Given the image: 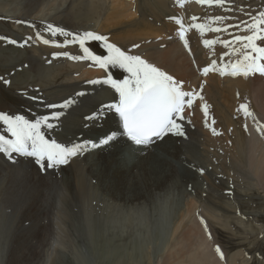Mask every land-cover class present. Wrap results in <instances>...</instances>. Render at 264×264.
<instances>
[{
  "label": "rangeland",
  "instance_id": "374dc122",
  "mask_svg": "<svg viewBox=\"0 0 264 264\" xmlns=\"http://www.w3.org/2000/svg\"><path fill=\"white\" fill-rule=\"evenodd\" d=\"M64 1H44L38 9V17L32 18L31 7L27 11L23 0H0V16H10L8 20L0 19V38L15 39L16 36L19 37L20 34L25 33L28 28L25 27L27 20L24 17L38 24L31 23L32 32L43 30V33L50 36L53 35L47 30L49 23L62 26L68 31H75L72 24H76L79 28V34L90 31L88 29L91 27L88 25L91 23H87V27H84L79 18L78 21L72 23L68 15L59 16L55 14L59 6L66 5ZM191 3L196 4L198 2L190 1V5L179 3L170 7L176 16L188 23H186L188 30H191L189 26L196 22L192 21L190 15L187 16L190 17L188 22L187 19L182 18V14L190 11ZM14 4L23 6L25 15L22 17L18 15L20 18H11L16 17L8 13ZM210 8V11H213V17L222 14L226 17L227 24H238L239 22L242 24L243 30L236 27L231 33L232 38L236 33H241L240 35L249 34L245 31L242 22L251 24L252 17L258 15L260 11H264V0H255V2L254 0H224L222 7L216 4ZM221 8L226 9L225 12L222 13ZM191 9L193 10V8ZM231 16L235 20L231 19ZM57 17L67 20V23L62 25L51 22V19H57ZM102 17L99 15L93 20L100 21ZM40 20H45V22L40 23ZM16 21H19L18 26H16ZM94 29L96 28L92 30ZM45 34L42 38H49ZM98 34L105 36L102 31H98ZM28 35L32 40H35L31 34ZM35 35L34 32L33 36ZM169 36L167 39L172 42L167 47L176 44L174 39L181 46L182 40L179 35ZM61 37V34L56 35L57 40L63 39ZM195 39L197 40L196 37ZM119 40L126 43L131 42L123 38H119ZM162 41L160 38H148L145 41L137 42L135 45L138 47L135 48L141 47V52H153L147 50V46L151 48L153 45L156 49L153 46L154 49H151L160 50L159 46L164 44ZM58 42L55 43L58 44ZM3 44L5 42L2 39L0 42L1 55H10L12 51L8 48L4 49ZM85 46L88 47V41H86ZM89 48H95L97 54H107L102 41L92 40V45H89ZM206 48L208 49L202 48L203 51L200 53L202 58L205 60L212 59L215 48L214 50L213 47L206 46ZM60 51L65 52L66 48L64 51L60 48ZM69 53L74 56L83 55L79 44ZM27 54L28 51H24L19 59H12L13 61H9V63L0 60V77L2 78V81L0 80V112L13 113L18 112L20 108L28 107L26 105L28 99L24 94L36 83L21 84L10 80L3 85V79L7 80V74L15 69L17 63L24 62L25 59L23 58H26ZM87 62L88 60L63 59L61 61L63 66L69 65L75 67L76 70L70 69L72 72L70 73L68 69L58 64L61 69H57L50 85L65 79H83L87 77V73L93 71L99 72L90 77V80L93 81L101 76H106L109 71H114L117 79H122L123 76L127 75L122 69L105 70L95 64H87ZM66 72H69L67 73L69 76L65 74ZM196 73L198 75L194 77V81L200 78V73ZM174 76L178 78L177 75ZM56 77L58 79H55ZM261 77L262 79H255L253 76L248 81L249 85H252L249 87L248 97H251L249 99L256 108L260 109L259 112L263 115L261 123L257 122L255 116L246 120L248 127L253 128L251 144L252 142L255 143L256 149H259L255 150V160L259 159L261 153L264 152V133L257 130L258 125H264V89L261 87L262 85L257 88L261 87L259 90L255 88L258 86V81V84H263L264 75ZM217 85L226 86L222 76L217 78ZM196 92L200 94L201 89H197ZM197 97L194 98L193 105L185 107L182 114V126L183 123L189 122L192 130L198 131L203 137L202 128L207 126L209 115L207 113L208 118L202 119L199 124L194 120V113L199 112L204 105L202 102L204 99L201 100ZM29 103L31 104V102ZM36 110H40V108ZM0 134H7L3 123H0ZM200 135L194 134L193 138L188 139L189 142L193 143V146L186 145L188 147L182 146L179 149V146L174 144L172 149L165 151L164 158L167 162L173 164L180 171L183 168H188L193 173L189 177L185 173L183 176L177 173L176 177H173L170 174L171 169L167 167L170 171L166 172L170 178V186L168 185L169 180L165 182V177L152 180V177L146 176L141 179L143 184L139 183L141 181L139 178L132 179L126 185L121 184L119 180L113 182L115 175L112 176L105 167L100 171L102 177L99 173V169L103 165H107L103 160V155L97 152L94 156L90 154L92 155L90 158L93 157L92 164L87 169L89 172H85L88 174L84 180L89 187H87V193L80 202V207L83 210L80 217L76 218L79 220L74 221L75 224L70 218L58 217L48 211L44 212L31 206L29 199L32 196L9 207L1 205L0 227L7 228V232L1 235L0 243L2 242L3 246L0 245V260L3 264H19V262L20 264H264V179H259L252 172L249 176L250 180L247 182L239 171H235V181L228 180V177L223 176L222 172L225 163L231 164L230 155L227 156L226 160L224 155H216L207 149L208 144L203 143ZM133 148L137 150L139 146L133 145ZM22 157L24 156H16L12 161L6 159L11 166H20L19 158ZM130 159H133L132 155H128L126 158L128 161ZM94 172H96L95 175ZM132 184H136V186L132 187ZM42 185L43 180L40 178L35 183V187L40 188ZM142 190L145 195L146 193L148 195L145 196ZM206 208L218 212L220 210V213L223 212L224 215L218 218L208 216ZM52 212L55 213L56 210ZM12 228L14 230L9 235V230ZM217 246H219L222 256L216 251Z\"/></svg>",
  "mask_w": 264,
  "mask_h": 264
},
{
  "label": "bare ground",
  "instance_id": "6f19581e",
  "mask_svg": "<svg viewBox=\"0 0 264 264\" xmlns=\"http://www.w3.org/2000/svg\"><path fill=\"white\" fill-rule=\"evenodd\" d=\"M26 1L27 3H25ZM44 1L47 0H23L27 11L31 7L30 14L32 15V18L38 17V9ZM188 1L198 2V0H183L182 3L189 4ZM179 3L178 0H65L64 4L66 5L63 6L62 4L59 6L55 11V14H58L59 16L65 14L68 15V18H71L72 23H75L80 19V23L84 27H87V23H91V25H88L91 29L88 30L91 31L93 28H96L97 30L94 29L92 32L97 34L98 31H102L110 43L116 44L124 51L130 49L127 51L129 54L139 55L149 63L168 72L170 75H177V80H183L182 82L185 91L196 92L197 89H201L200 86L202 84L203 88L201 89L200 96L204 99L202 101L203 104L208 105L209 115L207 126L202 128L203 137L198 131L192 130L189 122L183 123V131L185 133L183 136L168 134L162 141L158 140L149 146H139V149L137 150L133 148V145L135 144L132 141L125 136L118 135L117 139L109 145L100 146L95 149L90 148L83 154L74 157L68 165H62L55 169L50 168L47 169V171H43L39 166L35 165L34 158H19L20 166H11L10 163L7 162V157L0 154V206L3 205L9 207L16 202L27 200L29 196H32V198L29 199L31 206L44 212L48 211L58 217L70 218L74 223V221L79 220L76 218H79L82 213L83 208L80 207V202L85 193H87V187H89L84 180L87 178L88 174H85V172H89L87 169L90 168V165L92 164L91 160L93 157L90 158V156H94L96 152L103 155V160L107 165H103L99 169V173L105 167L111 172L112 176L115 175L113 182L119 180L121 184L126 185L134 178H139L140 181L146 176L152 177V180H159L160 178L165 177L166 182V180L168 181L170 179L168 173H166L170 172L168 168L171 169L170 174L173 177H176L177 173H180L182 176L185 173L188 177L193 174L188 168H183L182 171L175 168L173 164L166 161L164 153L166 150L168 151L172 149L174 144L179 146V149L182 148V146L188 147L186 145L193 146V143L189 142L188 139L193 138L194 134L200 135L203 143L208 144L207 149L213 151L216 155H224L225 160L227 159V156L230 155L229 160L231 161V164L225 163L222 172L223 176L228 177V180L235 181V171H239L247 182H249V176L252 172H254L259 179H264V152L261 153L259 159H254L255 150L259 149H256L255 143L252 142L251 144L253 128H249L246 123V120H250L252 116H255L258 123L262 122L263 115L259 112L260 109L256 108L250 100L251 97L249 96L250 99L248 97L250 91L249 87L252 86L249 85L248 81L252 79L253 76H255V79H262L261 76L263 75L255 73L251 74L252 77L249 78L242 75H221L219 71H209L208 74L202 72V69L210 65L212 60H216L217 66L220 67L229 61L235 62L239 58V54L232 52V49L225 47L221 43H216L211 46L213 47V50L215 48L213 58L205 60L200 54L203 51L202 48L208 49L203 45V40L218 39L231 41L234 38H231L232 31L236 29V27L242 29V24L240 22L238 24H227V20H224L223 24L216 22L213 23V27H221L222 29L227 28V31L222 30L219 33L206 31L202 35L199 30L191 27V30H187L185 33L190 50L189 47L185 46L183 40L181 41V46H179L176 39H174V43L177 45L172 44L174 46L171 45L167 47L168 44L172 42L167 39L170 37L169 35H171V37L177 36L180 29V25L175 22V19L170 18H179L184 27L188 28V23L176 16V14L170 9L171 6L173 7ZM236 3L238 4V1ZM191 4L192 5L189 6L190 11L182 14L183 19H190V17H187L190 15L191 19L193 17L197 18L195 21L192 20L193 22L205 23L209 18L213 17V11H210V6L213 8L216 4L209 5L201 4L199 2ZM25 8L14 4L10 7L8 13L16 16L11 18H17L18 15L22 17L25 15ZM191 8H193V10ZM224 10L226 9H220L222 13L225 12ZM215 12L218 13L217 11ZM99 15L103 16L100 18L101 20L94 21L93 18ZM220 16L223 15L220 14ZM8 18H10V16H0V19L3 20H8ZM24 18L27 20L25 22V27L28 28L25 33H19L21 36H16L15 39L0 38V42H2V39L5 42L2 47L4 49L8 48L12 51L10 55L6 56H2L0 51V60L5 63L13 61L12 59H19L24 51H28L27 57L23 58L25 59L24 62L17 63L15 69L7 74V80L3 79V81L9 82L10 80H14L21 84L27 82L36 84L35 86L32 85L24 94L28 99L26 105H28L29 108H20L18 112L8 114H19L24 115L28 119H34L40 116H48L51 118L53 113L62 112L63 114L58 120L50 119V122L54 125L52 129L44 127L42 130L44 131L46 138L55 139L57 142L66 145L85 140L98 141L97 139L106 133L117 131L118 116L114 112H108L103 120L93 121L86 119V117L97 111L102 104H108L118 100V94H116L114 89H111L110 86L101 83H91L93 80H90V77L99 72L93 71L87 73V77L83 79H65L59 81V83L50 85L54 80L53 77L57 72V69L59 70L63 67L68 69L69 72L70 69L76 70L75 67L65 64L68 66L66 67L61 63L63 59L68 60L72 58L69 56L65 57L64 55H55L57 53H69L78 44L71 42L65 43L66 40H72V34L80 33L76 24H72L75 31H68L62 26L51 24L54 27L62 28L65 32L69 33L67 36L61 35V38L63 39L57 40L56 35H47L43 33V30L32 32V24H38L31 22V19L29 18ZM231 19L235 20L233 16H231ZM43 21L45 22V20H40L39 22L41 23ZM51 22L65 25L67 20L59 19L57 17V19H51ZM17 23H19V21H16V26H18ZM34 32L36 33L35 36H33ZM37 33L40 35L38 36ZM28 34H31L35 40H32ZM44 34L49 36V38H46L53 42L45 44L43 39H41ZM237 34L240 35L241 33H236V35ZM119 38L131 42L126 43L119 40ZM148 38H160L163 40L162 42L164 44L159 46V48H161L160 50H153L155 48L153 45L154 48L151 46L153 49H151L150 46H147V50H152L153 52H141V47L139 49L133 47L137 42L145 41ZM11 41H15V43H12ZM55 42H58V44ZM257 43L260 44V46H264V42L257 41ZM89 45H92V40L88 41V48ZM234 47H240V45L237 44ZM60 48L63 51L64 48H66V51L62 52L60 51ZM95 48L89 49L97 54ZM224 53H229V55H223ZM58 64L61 67L58 66ZM87 64L93 65L94 63H89L88 60ZM69 72H66L65 74ZM196 72L200 73V78L197 81H194V77L198 75ZM111 74L115 78L114 71L111 72ZM220 76L225 80L226 86L224 87L217 85V78ZM104 77L105 75L98 79L102 80ZM55 79H58V77ZM0 80L2 81L1 77ZM258 82V86L253 87L257 89L259 85H262L261 87L264 89V82L263 84H258ZM4 84L7 83L3 82V85ZM197 98H199V96ZM65 100H73L74 102L67 108H61L60 106ZM29 102H31V104ZM243 103H247L252 112V115L248 118L243 114V110H239V106ZM49 105H55V107H49ZM37 108H40V110H36ZM202 109L199 112L194 113V120L198 124L202 119L208 118V115L206 116ZM178 122L182 124L183 120L178 118ZM213 128L215 129V133L212 130ZM128 155H132L133 159H130L129 161L126 160ZM95 174L96 172H94V175ZM40 178L43 180V185L42 187L37 188L35 187V183L39 181ZM139 183L143 184L142 180ZM145 183L147 184V181H145ZM169 183L170 180L168 181V185ZM133 186H136V184H132V187ZM143 194L145 195L144 191ZM147 195L148 193H146L145 196ZM53 210H56V212L53 213ZM206 213L208 216L216 218L224 215L222 214L223 212L220 213V210L218 212L209 208H206ZM150 224L152 225V223ZM12 230L14 229L12 228L9 230V235L10 233L12 234ZM6 232L7 228L0 227V239L2 233ZM2 244L3 243L1 242L0 245ZM0 264H3L2 260H0Z\"/></svg>",
  "mask_w": 264,
  "mask_h": 264
},
{
  "label": "snow or ice",
  "instance_id": "6c2138e0",
  "mask_svg": "<svg viewBox=\"0 0 264 264\" xmlns=\"http://www.w3.org/2000/svg\"><path fill=\"white\" fill-rule=\"evenodd\" d=\"M182 3L183 0H178ZM201 4L224 5V0H198ZM175 22L180 25L178 35L189 47L184 27L181 20L176 17ZM197 18L193 17L195 21ZM226 17L215 16L209 18L205 23H195L189 27L199 30L201 35L206 31L221 32L227 28L213 27V23L223 24ZM244 23L245 31L248 35H235L229 40L204 39L203 44L211 47L216 43H221L225 47L232 49V52L239 53V58L235 62H227L222 66H217V61L212 60L211 64L204 67L202 72L208 74L209 71H219L221 75L230 76L242 75L248 77L251 74L260 73L264 75V46H260L257 41L264 42V11L252 17V23ZM47 30L53 36L57 34L69 35L64 29L54 27L49 24ZM39 36L40 34L37 33ZM41 39H43L41 37ZM102 41L107 50L106 55L94 53L85 46L86 41ZM15 43V41H11ZM45 44L49 40L43 39ZM78 43L83 55L72 56L70 53H57L55 55H65L72 59L89 60L101 69H122L127 75L122 79L114 78L109 71L102 80H94L91 83H101L110 86L118 94V100L108 104H102L97 111L86 117L89 120H103L108 112H114L118 116L117 131H112L101 136L98 141L85 140L70 144L59 143L55 139H48L42 128L52 129L54 125L50 119L58 120L63 114L55 112L51 118L40 116L28 119L24 115L8 114L0 112V122L5 126L7 134H0V154H4L8 160L12 161L16 156L34 158V162L41 170L59 168L68 165L72 159L83 154L88 149H95L100 146H107L115 141L118 135L125 136L135 145L149 146L158 140H163L168 134L183 136V126L178 122L183 119V112L186 106L193 105L194 98L203 97L197 92L185 91L183 82L174 78L168 72L149 63L139 55L129 54L114 43H110L107 37L95 32L86 31L83 34H72V40L65 43ZM239 44L240 47H233ZM133 47H138L134 45ZM190 50V47H189ZM223 55H229L224 53ZM8 83V81H3ZM201 89L203 85L201 84ZM73 100H65L60 106L67 108ZM55 107V105H49ZM205 115L208 113V105H203ZM243 114L251 116L252 112L247 103L239 106ZM215 133V129H212ZM257 130L264 133V125H258ZM216 251L223 255L219 246Z\"/></svg>",
  "mask_w": 264,
  "mask_h": 264
}]
</instances>
